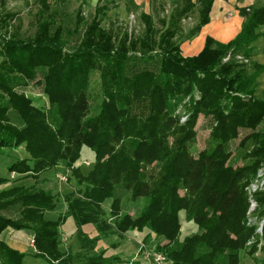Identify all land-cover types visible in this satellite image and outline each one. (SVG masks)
I'll return each mask as SVG.
<instances>
[{
	"label": "trees",
	"instance_id": "16d2710c",
	"mask_svg": "<svg viewBox=\"0 0 264 264\" xmlns=\"http://www.w3.org/2000/svg\"><path fill=\"white\" fill-rule=\"evenodd\" d=\"M11 1L18 0H0V159L24 148L29 158L9 172L34 183L0 190V264L26 258L3 239L11 229L30 231L34 257L47 264H111L104 253H91L101 239L87 238V225L98 236L146 233L142 248L155 241L154 253L171 264H246L245 257L264 264V225L257 232L264 191L255 195L252 224L246 191L264 167V92L257 96L264 66L255 47L264 36V4L240 9L235 40L208 38L200 54L187 57L182 45L210 22L216 0H174L160 28L142 13L136 36L105 28L98 15L79 16L71 31L49 0H34L36 13L24 27ZM195 12L198 22L185 33L182 23ZM32 83L47 107L22 91ZM201 116L210 132L195 156ZM243 131L239 148L249 149L239 166L232 144ZM85 150L95 155L87 175L76 167ZM61 165L81 188L65 195L63 216L50 220L61 198L46 189L44 175ZM9 182L0 175V188ZM68 218L80 245L71 253L61 249ZM184 221L196 231L182 235Z\"/></svg>",
	"mask_w": 264,
	"mask_h": 264
},
{
	"label": "rangeland",
	"instance_id": "374dc122",
	"mask_svg": "<svg viewBox=\"0 0 264 264\" xmlns=\"http://www.w3.org/2000/svg\"><path fill=\"white\" fill-rule=\"evenodd\" d=\"M49 1L61 15L58 17V22L62 21V23L69 27L71 31H74L77 28L79 16L85 21H90L98 15L99 18H103V26L105 28H112L114 31L121 34L128 32L133 36L141 34L144 29L143 23L141 22L142 13L150 14L160 28L161 23L159 21L167 18L175 8L174 0H138L137 2L136 0ZM33 2L34 0H18L11 1L9 3V8L11 10L21 14L20 19L23 20L24 27H27L29 22L33 19L30 15V11L33 10L32 12L36 13L37 7L35 6V8H33ZM220 7L221 6L215 4L211 13L210 22L202 28L200 34L196 36L195 39L193 38L192 40L185 42L182 47L185 56L193 57L200 54L203 51L208 38L217 43L229 44L238 37L242 29L241 26L239 27L241 17L239 16L240 19L238 18L236 20L232 19V17L227 18V14H222L220 12ZM197 22L198 13L195 12L189 19L183 21L182 26L184 32L187 33ZM83 25V23L79 25L80 28H83ZM78 39L79 35H74L72 37L73 43ZM255 47L257 55L256 60L260 65L264 66V36L258 40ZM98 81V75H95L92 80V87H94L95 90L98 89L96 87ZM258 85L257 96L262 97L264 92V74L259 78ZM22 91L31 97L37 106H48L47 97L44 96L41 90L33 83L28 88L22 89ZM95 106L96 102L94 100L92 107ZM196 130L198 132V137L197 143L193 149V154L195 156H197L198 153L207 146V140L210 132V122L201 116L198 120ZM241 134V137L232 144L233 149L236 151L235 153H237L232 160L236 163L235 165L239 166L245 164L246 161L244 160V155L249 149V145L245 148H239L242 137L247 134V131H243ZM25 158H29V155L26 153L24 148H20L16 151H7L5 156L0 159V175L10 180V182L2 186L0 190L7 189L14 184H18L20 181L30 185L34 183V180L32 179H21L16 181L20 177L17 174L15 179L10 177L9 166L16 163L18 160ZM84 161H89L91 165L86 166ZM94 163L95 155L90 151L85 150L81 160L76 163V167L80 168L82 174L87 175L93 168ZM262 169L264 171V167ZM56 172L67 176V178L65 177L66 179L61 181L56 175ZM25 176L28 175L21 176L20 178H24ZM44 179L48 181L49 187H51L54 194H59V197L61 198L56 211L47 215V218L50 220H58L65 209L63 203L65 195L69 194L71 191L80 189L81 183H78V180L73 173L66 170L65 165H61L60 168H57L56 170L54 169L46 172ZM123 212H127L126 206H124ZM104 219L107 221V224H111L110 221L112 218L109 217V211H107V215ZM196 229V225L193 223H186L184 221L182 235L191 234L195 232ZM76 231L77 229L74 220L72 218H68L63 225V234L69 239L67 242L63 241L61 243V249L63 251L68 250L69 253H71L70 251L73 249V251L79 250L80 245L76 236ZM84 231L88 234L87 238L89 237V239H101V241H96V248L91 245V253H104L105 256L109 258V262L111 264H171L169 262H165L164 259L162 261H158L159 255L154 253L155 241H151L147 247L142 248V240L144 239L146 233L141 234L139 232H134L132 234L129 233L122 236L114 234L113 231H109L98 236L95 225L85 226ZM13 238L18 239L21 243L27 244L26 252L23 253L26 255L24 264H47L45 261L34 257L35 253L31 247V240L27 238L26 234L25 236L14 234L12 239ZM62 238L64 237L62 236ZM244 260L246 264H254L253 257H245ZM49 262L50 264H59V261H54L53 259H50Z\"/></svg>",
	"mask_w": 264,
	"mask_h": 264
},
{
	"label": "crops",
	"instance_id": "0c3cea01",
	"mask_svg": "<svg viewBox=\"0 0 264 264\" xmlns=\"http://www.w3.org/2000/svg\"><path fill=\"white\" fill-rule=\"evenodd\" d=\"M137 1L138 0H136V2ZM161 1H163V0H161ZM192 1L195 2L197 0H192ZM215 4L221 6L220 7L221 8L220 12L222 14H227L226 15L227 18L232 17V19L236 20L240 16L241 17V20H240L241 23H240L239 27L241 26V28H242L243 23H244V18L242 17V15L240 13V9L248 8V7H252V6H261V5L264 4V0H216L214 5ZM262 31H264V27H263ZM221 42H224V41H221ZM183 45H182V47H183ZM182 52H183V50H182ZM183 54H185V53H183ZM192 55H194V54H192ZM46 189L51 190V187H49V183L48 182L46 184ZM61 233H62V236L64 237L63 241L67 242L69 238L66 237L63 234V226L61 228ZM14 234H17V235L20 234V235H23V236H25V234H26L27 238H29L31 240V247L34 250V248H33V234L30 231H15V230H12V229L11 230H7L5 232V234L3 235V239L5 240V242L7 243V245L9 247H11L12 249H15V250H17V251H19L21 253H25L26 252L27 244L26 243H21L18 239H14V238L12 239Z\"/></svg>",
	"mask_w": 264,
	"mask_h": 264
},
{
	"label": "built area",
	"instance_id": "2783aa9c",
	"mask_svg": "<svg viewBox=\"0 0 264 264\" xmlns=\"http://www.w3.org/2000/svg\"><path fill=\"white\" fill-rule=\"evenodd\" d=\"M239 59H241V58H239ZM84 164L86 166H90V162L89 161H84ZM10 177L12 179H15L16 178V174L12 173ZM58 178L61 181L66 179L65 177H63L61 175H59ZM246 191H247V193L249 195V203H250L249 211H248V216L250 217L249 224H252V223H255V219L253 217V214L258 209V203L255 200V195L258 192L264 191V171H263V169L260 170V172L258 173V176L256 177V179L254 180V182H252L249 185V187H247ZM263 225H264V221L259 223V226L257 228V232L258 233H262ZM158 261H162V258L158 257Z\"/></svg>",
	"mask_w": 264,
	"mask_h": 264
}]
</instances>
